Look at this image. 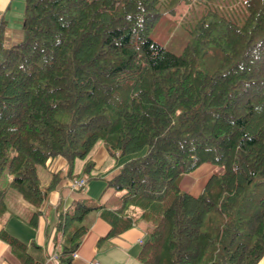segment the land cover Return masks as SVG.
<instances>
[{"label": "trees", "instance_id": "obj_1", "mask_svg": "<svg viewBox=\"0 0 264 264\" xmlns=\"http://www.w3.org/2000/svg\"><path fill=\"white\" fill-rule=\"evenodd\" d=\"M243 1L240 18L201 14L178 53L153 36L159 0H25L22 39L9 46L0 16V177L33 206L30 221L64 174L44 185L49 160L60 156L66 176L86 178L98 141L124 158L105 187L118 193L114 204L86 198L59 213L57 264H74L93 210L108 236L145 223L142 264L261 259L264 0ZM203 163L215 167L202 190H184ZM0 237L36 264L24 243L4 229Z\"/></svg>", "mask_w": 264, "mask_h": 264}, {"label": "crops", "instance_id": "obj_2", "mask_svg": "<svg viewBox=\"0 0 264 264\" xmlns=\"http://www.w3.org/2000/svg\"><path fill=\"white\" fill-rule=\"evenodd\" d=\"M10 2L11 0H0L1 17H3L1 12L9 7ZM22 36V29L6 26L5 46L16 43L22 39ZM89 158L95 162V166L91 174L85 176L87 182L82 189L73 188L71 183L75 178L65 175L67 162L64 158L54 157L40 168V176L44 185L49 183L53 172L60 170L64 174L61 175L57 184L49 190L45 202L39 209L35 224L30 221L34 211L33 206L17 202L16 193L7 186L11 176H8L5 181H0L1 188L8 187L4 197L6 207L0 201V232L4 229L24 243L26 252L36 264H57L58 254L64 239L57 227L59 213L69 209L74 201L97 198L100 202L115 203L116 199L110 202V198L118 193H115L112 188L105 190V187L107 181L119 172L124 158L119 157V152H116L115 155L110 154L103 141L96 143ZM83 164L84 160L78 159L74 173H79ZM205 168L208 169L206 176L210 175L214 169V167ZM204 173L206 172L200 171L201 176ZM192 182H189L188 186L194 189L193 194H198L203 183L200 184L196 180H192ZM84 221L87 231L81 237L73 254L74 264H87L92 259L98 260L101 264H142L138 255L148 234L144 222H138L120 233L108 236L110 224L98 210L91 211ZM21 252L0 237V264H24ZM257 264H264V254Z\"/></svg>", "mask_w": 264, "mask_h": 264}, {"label": "rangeland", "instance_id": "obj_3", "mask_svg": "<svg viewBox=\"0 0 264 264\" xmlns=\"http://www.w3.org/2000/svg\"><path fill=\"white\" fill-rule=\"evenodd\" d=\"M158 6L161 10V16L152 31L153 36L156 40L163 42L169 49L177 53L182 50L187 41L192 39L191 30L195 20L208 9L218 10L231 18H237V16L240 18L245 13L243 0H159ZM1 13L3 18L7 20V26L21 29L25 13V0H11L9 7ZM200 166L202 168L195 169L185 175L182 182L184 190L191 193L195 192L194 189L188 186V183L192 182V180L199 181L204 186L209 177V175L206 176L208 169L206 170L205 167H215V164L203 163ZM200 171L206 173L201 176ZM7 177V173L3 172L0 181H5ZM74 180L71 184H73ZM12 190L18 197H16L17 202L31 205L22 197L20 192L14 188H11ZM117 197L118 194H115L110 198V202Z\"/></svg>", "mask_w": 264, "mask_h": 264}, {"label": "built area", "instance_id": "obj_4", "mask_svg": "<svg viewBox=\"0 0 264 264\" xmlns=\"http://www.w3.org/2000/svg\"><path fill=\"white\" fill-rule=\"evenodd\" d=\"M85 183H86V180L84 178L75 179L72 186L73 188L78 189L82 187L83 185H85ZM87 264H101V263L96 259H92Z\"/></svg>", "mask_w": 264, "mask_h": 264}]
</instances>
